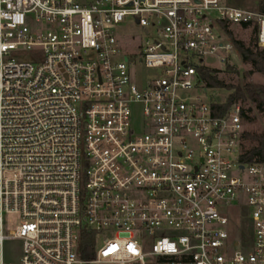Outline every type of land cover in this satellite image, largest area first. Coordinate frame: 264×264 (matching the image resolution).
Returning a JSON list of instances; mask_svg holds the SVG:
<instances>
[{
	"label": "built area",
	"instance_id": "2783aa9c",
	"mask_svg": "<svg viewBox=\"0 0 264 264\" xmlns=\"http://www.w3.org/2000/svg\"><path fill=\"white\" fill-rule=\"evenodd\" d=\"M226 1L0 0V264H264V160L198 73L223 22L264 48Z\"/></svg>",
	"mask_w": 264,
	"mask_h": 264
},
{
	"label": "rangeland",
	"instance_id": "374dc122",
	"mask_svg": "<svg viewBox=\"0 0 264 264\" xmlns=\"http://www.w3.org/2000/svg\"><path fill=\"white\" fill-rule=\"evenodd\" d=\"M227 3L240 6L243 8L251 10H260L259 0H227ZM136 26V25H135ZM135 28H139L136 26ZM139 30V29H138ZM230 31V33H228ZM228 31L224 33V37L234 45V51L227 57V62L221 61V56L225 55V52L220 53V57L211 56L204 59L205 65L210 68L218 69L217 75L222 79L226 84L231 85H244L251 84L259 90L264 89V74L258 71H255L250 62L244 61L243 58L238 53L236 46V41H241L245 46L250 47L251 49L264 50L260 47L255 39L254 33L251 28H242L238 25H229ZM142 38H146L145 35L139 30ZM125 47L129 50L133 48L134 40L129 38H123L121 40ZM20 58H30L26 52H21L17 54ZM232 66V69L229 68ZM137 70L141 73L151 74V70H145L141 64L137 65ZM228 94V90L224 88H207L203 92L204 98L209 102L211 101H220L224 102ZM261 101H252L246 100L241 101L238 105L241 106V109L244 110L246 117L243 118L245 124V131L255 135H262L264 133V94L261 93ZM259 144L258 140L252 138L245 139V146L247 149L256 147ZM18 221L17 216H10L8 219V226L12 227L14 223ZM18 243L16 241L10 242L6 245L7 252L9 255L17 253L19 251Z\"/></svg>",
	"mask_w": 264,
	"mask_h": 264
},
{
	"label": "trees",
	"instance_id": "16d2710c",
	"mask_svg": "<svg viewBox=\"0 0 264 264\" xmlns=\"http://www.w3.org/2000/svg\"><path fill=\"white\" fill-rule=\"evenodd\" d=\"M260 11L264 13V0H259ZM224 29L228 31V24L222 23ZM243 28H250V24H244ZM230 33V31H228ZM255 33V29L253 31ZM255 36V35H254ZM236 46L238 53L243 58L244 61L250 62L255 71L264 74V50L251 49L245 46L241 41H236ZM232 69V66H229ZM218 69H213L208 66L202 65L198 67V73L201 81L204 83L206 88H224L228 90V94L224 102L211 101L213 112L216 115H225L228 113L232 107L241 101L252 100L261 101V93L264 94V89L259 90L251 84L244 85H231L226 84L217 75ZM262 102V101H261ZM241 115L243 118L246 114L243 109H241ZM252 138L258 140L259 144L256 147L247 149L245 146V157L247 160H264V133L262 135H255L245 132V139ZM95 245V235L87 234L83 236V246L85 257H91V252H93V247Z\"/></svg>",
	"mask_w": 264,
	"mask_h": 264
}]
</instances>
